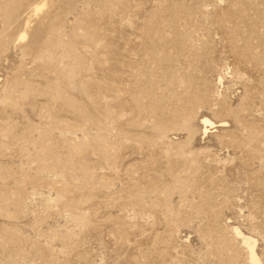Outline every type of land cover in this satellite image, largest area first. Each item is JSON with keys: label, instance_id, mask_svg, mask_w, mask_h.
I'll use <instances>...</instances> for the list:
<instances>
[{"label": "rangeland", "instance_id": "1", "mask_svg": "<svg viewBox=\"0 0 264 264\" xmlns=\"http://www.w3.org/2000/svg\"><path fill=\"white\" fill-rule=\"evenodd\" d=\"M0 264H264V0H0Z\"/></svg>", "mask_w": 264, "mask_h": 264}, {"label": "bare ground", "instance_id": "2", "mask_svg": "<svg viewBox=\"0 0 264 264\" xmlns=\"http://www.w3.org/2000/svg\"><path fill=\"white\" fill-rule=\"evenodd\" d=\"M43 6H45V4L39 5L38 7H36L35 10H36V11H39V10L42 9ZM22 37L25 38V37H26V33H24V34L22 35ZM203 124H204V126H205V132L208 131V128H209V127H213V125L215 126L214 122H212L211 120H209L207 117L204 118V120H203ZM220 125H223V124L221 123Z\"/></svg>", "mask_w": 264, "mask_h": 264}]
</instances>
